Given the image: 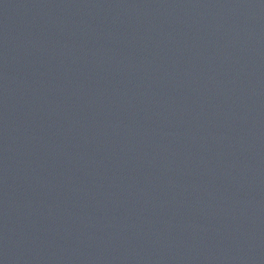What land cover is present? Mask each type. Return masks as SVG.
Instances as JSON below:
<instances>
[{"label":"water","instance_id":"water-1","mask_svg":"<svg viewBox=\"0 0 264 264\" xmlns=\"http://www.w3.org/2000/svg\"><path fill=\"white\" fill-rule=\"evenodd\" d=\"M0 264H264V0H0Z\"/></svg>","mask_w":264,"mask_h":264}]
</instances>
